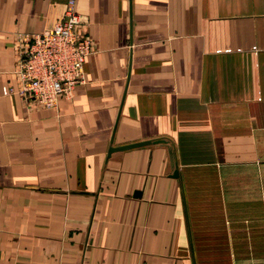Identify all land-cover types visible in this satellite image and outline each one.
Masks as SVG:
<instances>
[{"label": "crops", "instance_id": "0c3cea01", "mask_svg": "<svg viewBox=\"0 0 264 264\" xmlns=\"http://www.w3.org/2000/svg\"><path fill=\"white\" fill-rule=\"evenodd\" d=\"M64 7L0 0V86H17L23 36ZM74 9L91 52L71 95L51 108L0 92V264L264 253V0ZM154 138L166 141L107 154Z\"/></svg>", "mask_w": 264, "mask_h": 264}, {"label": "built area", "instance_id": "2783aa9c", "mask_svg": "<svg viewBox=\"0 0 264 264\" xmlns=\"http://www.w3.org/2000/svg\"><path fill=\"white\" fill-rule=\"evenodd\" d=\"M78 15L74 0H65L62 16L49 29L24 35L12 69L17 86H0V92H15L26 102L55 107L59 97H69L82 80V63L91 52L90 39L76 30Z\"/></svg>", "mask_w": 264, "mask_h": 264}, {"label": "rangeland", "instance_id": "374dc122", "mask_svg": "<svg viewBox=\"0 0 264 264\" xmlns=\"http://www.w3.org/2000/svg\"><path fill=\"white\" fill-rule=\"evenodd\" d=\"M216 257L215 254H209L210 257ZM226 255V264H264L263 252H241Z\"/></svg>", "mask_w": 264, "mask_h": 264}, {"label": "water", "instance_id": "95a60500", "mask_svg": "<svg viewBox=\"0 0 264 264\" xmlns=\"http://www.w3.org/2000/svg\"><path fill=\"white\" fill-rule=\"evenodd\" d=\"M165 141L166 140L164 138H154V139H145V140L128 142V143L115 145V146H108L107 154H109L110 151L117 150V149H126V148L135 147V146H139V145H145V144L156 143V142H165ZM171 175L177 176L176 167L173 169Z\"/></svg>", "mask_w": 264, "mask_h": 264}]
</instances>
